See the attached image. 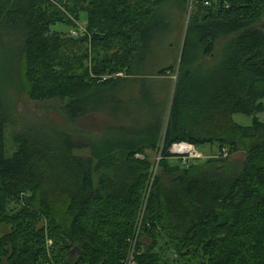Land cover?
Masks as SVG:
<instances>
[{
  "label": "trees",
  "instance_id": "trees-1",
  "mask_svg": "<svg viewBox=\"0 0 264 264\" xmlns=\"http://www.w3.org/2000/svg\"><path fill=\"white\" fill-rule=\"evenodd\" d=\"M170 2L191 4L0 0V264H123L132 252L137 264H264V0L194 1L180 59L152 73L179 68L169 111L167 95L152 129L137 130L128 107L146 108L141 69ZM16 93L58 103L62 122L25 120L9 158ZM206 145L246 159L171 160Z\"/></svg>",
  "mask_w": 264,
  "mask_h": 264
},
{
  "label": "rangeland",
  "instance_id": "rangeland-1",
  "mask_svg": "<svg viewBox=\"0 0 264 264\" xmlns=\"http://www.w3.org/2000/svg\"><path fill=\"white\" fill-rule=\"evenodd\" d=\"M195 0H191V4L189 8H187V11L185 13V8L182 4H177L174 2H170L167 4V9L164 10L165 13L172 14V19L170 21H167V26L164 27L161 35L156 38L151 45V52L147 57V61H145L144 66L141 69L142 75H144V79L147 80L146 83L143 85V90L139 91L144 96L143 104H146V108L143 111V113L138 114V112L134 115L133 112L137 109L136 106L131 105L128 107V112L130 113V123L131 127L137 130H143V129H152V122L153 117L151 115V112H161L163 110V104L165 102V99L168 95V111L171 106L172 101V95L175 91V85L178 78V71L179 68L177 67L175 69V74H167L166 78H156L153 76L154 72H158L167 66L173 64L177 57L178 60L180 59L181 50L180 45L182 48V44L185 37V31L189 24L191 15H193L194 9H195ZM86 20L87 17L84 15L82 17V22L77 23L79 25V30L85 31L86 30ZM264 20L259 22L256 27L264 30ZM54 30H57L62 33H68L72 36H75L74 33L78 30L71 29L67 26H57L54 28ZM5 42L10 43L6 38L4 39ZM16 47V45H15ZM218 46V50H219ZM215 58H207L204 60V65L208 66L215 63ZM124 74H120L117 76V78H123ZM143 78V77H142ZM158 79V80H157ZM159 81V82H158ZM161 81L168 82L167 85H169L168 89L166 91L162 90L161 87L164 85L161 84ZM155 90V94H152V91ZM168 92V93H167ZM111 97V96H110ZM14 99L17 104V112L14 117V125H11V127L8 129L9 131V139L7 142V156L10 158L14 155L15 147L13 144L12 135L15 133H19L22 131L23 122L25 120H28V123L36 124L39 122V124H47L46 122L51 121L52 123L56 124L57 126L61 125V118L58 116V113L56 112V107L59 106L56 102H49V103H33L29 100V98L25 94L16 93L14 95ZM264 103V102H263ZM100 118L91 119L90 121V127L92 130H98L99 127L103 124V120L105 115H100ZM259 119L264 121V115H258ZM234 120L237 124L244 125V126H250L254 120V117L248 118L243 115H236L234 117ZM87 125L85 124V127ZM84 127V128H85ZM79 128L83 129V125H79ZM75 130H77L75 126ZM99 132V131H97ZM95 132V133H97ZM179 148V147H174ZM173 148V149H174ZM194 148V147H193ZM191 148L190 159L181 160L180 157L177 156L178 153H173L175 157L171 159L173 162H175V165H179L184 167L185 169H194L196 167L199 168H210L211 164L215 162H219L223 160H232L235 162L243 163L246 159L245 154H238V155H229L227 157H224L222 153L218 150V147H215L213 145H206L201 147L200 149ZM172 149V150H173ZM153 161L156 160V155L154 153H147ZM140 159H142L139 156ZM158 158V157H157ZM218 159V160H217ZM157 169L155 170L156 173ZM43 224L41 226H44L46 222H42ZM45 247L47 250V253L49 255L53 254V247H54V241L51 240L48 235L45 240ZM173 260L176 259L175 256L170 255L167 256ZM53 258V257H52ZM172 261V260H171ZM173 262V261H172ZM51 264L53 262H50ZM183 264L184 262L181 261Z\"/></svg>",
  "mask_w": 264,
  "mask_h": 264
},
{
  "label": "built area",
  "instance_id": "built-area-1",
  "mask_svg": "<svg viewBox=\"0 0 264 264\" xmlns=\"http://www.w3.org/2000/svg\"><path fill=\"white\" fill-rule=\"evenodd\" d=\"M74 35L76 36V35H78V33H74ZM176 147L182 148L181 146H176ZM189 150L191 151V148ZM223 155H224V157L228 156L227 149L223 150ZM177 156L180 157L179 159H181L183 161L185 159H190V157H188V156H191V155L189 154L188 156H185L182 153H178ZM123 264H137L136 261H135V258H134V252H132V254L129 257L128 261L124 262Z\"/></svg>",
  "mask_w": 264,
  "mask_h": 264
},
{
  "label": "bare ground",
  "instance_id": "bare-ground-1",
  "mask_svg": "<svg viewBox=\"0 0 264 264\" xmlns=\"http://www.w3.org/2000/svg\"><path fill=\"white\" fill-rule=\"evenodd\" d=\"M263 24H264V23H263ZM126 76H127V75H126ZM130 76H131V75H130ZM242 136H243V135H242ZM159 148H160V147H159ZM17 149H18V148H17ZM174 152H175V151H174ZM219 164H220V163H219ZM126 261H128V260H126ZM126 261H125V262H126ZM137 263H138V262H137Z\"/></svg>",
  "mask_w": 264,
  "mask_h": 264
},
{
  "label": "crops",
  "instance_id": "crops-1",
  "mask_svg": "<svg viewBox=\"0 0 264 264\" xmlns=\"http://www.w3.org/2000/svg\"><path fill=\"white\" fill-rule=\"evenodd\" d=\"M193 149H196V148L194 147ZM198 149H200V148H198ZM196 150H197V149H196Z\"/></svg>",
  "mask_w": 264,
  "mask_h": 264
}]
</instances>
